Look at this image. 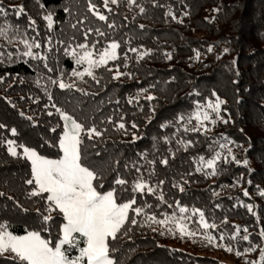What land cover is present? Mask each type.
<instances>
[{"label":"trees","instance_id":"16d2710c","mask_svg":"<svg viewBox=\"0 0 264 264\" xmlns=\"http://www.w3.org/2000/svg\"><path fill=\"white\" fill-rule=\"evenodd\" d=\"M89 3L106 20L89 11ZM0 9V27L12 33V43L0 37V223L14 235L35 231L51 245L59 240L62 215L47 210V194L29 195L30 161L20 147L13 157L7 145L13 140L44 158H60L59 108L102 133L84 136L81 145L85 166L99 177L93 181L97 191L115 190L118 203L135 196L134 207L144 208L139 216L130 210L137 223L129 220L117 239L109 238L115 264H264V0H135L131 5L118 0L108 7L103 0H0ZM88 29L105 35L93 31L86 40ZM22 37L40 42L33 52L44 59L23 56ZM113 41L120 45L117 60L94 69L95 78L72 75L85 64L77 65L66 48L82 54L76 46L87 43L98 52ZM144 52L148 55L138 59ZM117 73L122 75L114 79ZM60 81L71 87L60 88ZM149 95L154 99L147 100ZM217 97L224 101L221 127L205 122L207 130L191 131L198 127L194 119L189 122L197 104ZM217 153L221 159L213 175L200 157ZM117 179L127 183L117 185ZM138 181L154 192H134ZM177 203L192 217L188 228L196 235L181 236L146 218L173 213L179 218ZM194 209L217 227L201 228ZM47 215L53 219L45 222ZM206 233L216 238L213 243ZM83 246L79 241L68 255L78 256ZM251 247L255 250L245 251ZM0 264L17 262L5 254Z\"/></svg>","mask_w":264,"mask_h":264},{"label":"snow or ice","instance_id":"6c2138e0","mask_svg":"<svg viewBox=\"0 0 264 264\" xmlns=\"http://www.w3.org/2000/svg\"><path fill=\"white\" fill-rule=\"evenodd\" d=\"M118 0H103L104 7H108L109 3L116 4ZM128 4H134L135 0H127ZM89 11L93 12L99 20H106V16L101 14L94 4L89 3ZM140 11L143 12L144 8L141 7ZM0 14H3V9H0ZM16 15L23 14V8L21 7L16 13ZM171 15V12L168 13ZM175 19V17H173ZM45 19L48 21V27H52V17L51 15L46 16ZM34 24V22H31ZM31 26V25H30ZM110 28L114 25H109ZM95 31L99 36H104L105 33L101 32L99 29H88L85 32V39L87 40L88 33ZM18 32V30H17ZM0 37H6L8 43H12V33L8 28L0 27ZM24 46L26 51L23 52V56L32 57L33 59H44L33 52V48H40L42 45L40 42L36 41L34 38L31 40L28 38H20L18 41ZM82 50V54L76 51V48H72L69 51L68 48L65 49V53L71 55L77 65L86 64L87 67L84 68L82 72L73 71L72 75L83 78L84 76L94 77V69L100 68L107 65L110 60H117L116 49L120 45L113 41L105 48L102 52L98 53L99 58L95 59L93 51L88 50V44H79L76 46ZM93 49L95 45H92ZM132 52H137L135 48L129 49ZM209 52L212 51L211 47L208 49ZM228 49L225 48L224 52ZM10 55V54H9ZM148 55L147 52L139 53L138 59H143L144 56ZM3 53L0 52V58H2ZM171 59V55H168ZM197 58H199V53H197ZM47 67V65H45ZM122 73H117L113 78H118ZM56 83V81H53ZM60 88L71 87L66 85L63 81L59 82ZM146 91V90H142ZM215 95V93H213ZM51 99V96H49ZM147 100H152L154 97L151 95L146 97ZM130 103L132 101H129ZM224 101H221L218 97L215 102H207L205 105L197 104L191 120H195L198 127H194L191 131L199 132L201 127H205V122L215 123V119L212 118L214 113L217 118L220 114V106ZM56 111L60 114V117L64 124V132L60 139L59 147L63 152L60 159H47L37 154L33 149L25 147L23 145H16L13 140H8V152L16 157L19 155L17 152V147L23 149V156L31 162V175L32 179L26 181L29 185H34L33 190L29 193L32 197H39L46 195V200L48 202V211L57 212L62 215L65 221L61 227L62 238L54 247L49 245V241L42 239L38 232L32 231L25 235H14L8 230V225L5 223H0V256L9 254V258L15 260L17 264H115L114 260L111 258L110 253L114 249L109 248L108 240L117 239V234L125 227L126 222L130 220L131 224L135 225L137 220L135 216H139L144 213L143 207H134L136 204L135 196L131 201L118 203L117 197L115 195V190H110L107 192H99L96 187H94L93 181L98 180L99 177L95 171L90 170L89 167L85 166V160L81 154V145L83 143L84 136L88 139H92L94 136H101L102 133L98 131L95 127L86 128L82 123L77 122L71 115L61 111L59 108ZM51 115V113H49ZM181 120L184 117H180ZM70 122V124H69ZM4 127L0 125V128ZM119 128L123 129L125 125L120 123ZM133 128L136 127L135 124L132 125ZM186 131L188 129H185ZM15 129H12V133L15 134ZM191 143V142H189ZM220 147H226V145H220ZM229 154L231 149L228 150ZM221 159L219 153H217L213 158L205 160L204 157H200V162L204 167L212 169L211 174L216 173V162ZM232 159L235 160V157ZM241 163L240 161H236ZM166 163V161H162ZM247 164L248 161H243ZM200 170V169H197ZM139 171V169H137ZM127 182L123 179H117V185H125ZM164 183L163 181L160 182ZM134 192L153 193L154 189L144 181H138L133 187ZM181 191L183 189L181 188ZM0 195H3L0 193ZM245 196H248V192H244ZM264 196V192L260 193ZM161 199L163 197L161 196ZM145 207H148L145 205ZM171 207V205H169ZM179 213L181 214L179 218L173 213L170 217L166 216L163 219L157 220L154 215L147 216L146 218L154 223H158L162 226H168V231H179L181 236H194L195 232L190 231L188 228V221L192 220L191 216L183 215L186 213L187 209L180 207L177 203ZM248 211L252 212V205H247ZM135 213V216L129 217V211ZM199 214L200 220L199 225L201 228L207 230L209 228H216L215 224H209L204 219V213L199 209L193 210V215ZM44 221H50L53 219L52 215H47L43 217ZM247 232V229H244ZM76 234V235H74ZM264 236V232L261 233ZM209 243H213L216 239L210 234H205L204 237ZM235 239V236L232 237ZM220 240L224 237L221 235ZM244 241L249 240L248 235L242 237ZM83 241V247H79V255L74 258L70 257L68 253L78 246L79 241ZM67 246V247H63ZM221 247L223 245H220ZM227 251H232L231 247L226 249ZM255 248L251 247L245 249V251H254ZM237 255L241 253L237 252ZM260 259L264 261V249H261Z\"/></svg>","mask_w":264,"mask_h":264},{"label":"rangeland","instance_id":"374dc122","mask_svg":"<svg viewBox=\"0 0 264 264\" xmlns=\"http://www.w3.org/2000/svg\"><path fill=\"white\" fill-rule=\"evenodd\" d=\"M108 46H109V45H108ZM108 46H107V47H108ZM107 47H105V48H107ZM105 48H104V49H105ZM104 49H102L101 51H98V52H94L92 48H89V47H88V50L93 51V53H94V57H93V58H95V59H98V58H99L98 53H99V52H102ZM115 51H116V53H117V49H116ZM85 67H87L86 64H85ZM211 102L214 103L215 100H213V101H211ZM214 119H215L216 122H215L214 124L212 123V124H213V125H212V129H219V128L221 127V125H222L223 120H224L223 115L220 113V114H219V118H217L216 115H215V118H214ZM64 124H65V121H64ZM69 124H70V122H69ZM63 132H64V130H63ZM37 154H38V153H37ZM38 155H39V154H38ZM62 155H63V154H62ZM61 157H62V156H61ZM61 157H60V158H61ZM60 158H58V159H60ZM53 160H56V159H53ZM30 164H31V162H30ZM64 222H65V221H64ZM63 224H64V223H63ZM63 224H62V225H63ZM61 227H62V226H61ZM40 236H41V235H40ZM41 238L44 239L42 236H41ZM61 238H62V232H61V228H60V238H59V240H60ZM59 240H58L56 243H58ZM56 243H55V244H56ZM49 245H50L51 247H54V246H55V245H51L50 243H49Z\"/></svg>","mask_w":264,"mask_h":264}]
</instances>
